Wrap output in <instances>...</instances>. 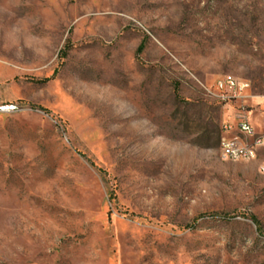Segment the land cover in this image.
Here are the masks:
<instances>
[{
  "label": "rangeland",
  "instance_id": "obj_1",
  "mask_svg": "<svg viewBox=\"0 0 264 264\" xmlns=\"http://www.w3.org/2000/svg\"><path fill=\"white\" fill-rule=\"evenodd\" d=\"M224 76L262 136L264 0H0V264H264Z\"/></svg>",
  "mask_w": 264,
  "mask_h": 264
},
{
  "label": "built area",
  "instance_id": "obj_2",
  "mask_svg": "<svg viewBox=\"0 0 264 264\" xmlns=\"http://www.w3.org/2000/svg\"><path fill=\"white\" fill-rule=\"evenodd\" d=\"M203 90L206 96L215 103L222 105L231 102L240 103V111L233 114L231 121L223 123L219 143L221 155H226V161L236 158V155L256 158V145L264 146V121L262 123L263 134L259 137L244 108L251 91V84L232 76H224L215 80L211 85L203 86ZM6 109L13 110L14 107ZM230 138H245V146L230 145Z\"/></svg>",
  "mask_w": 264,
  "mask_h": 264
},
{
  "label": "bare ground",
  "instance_id": "obj_3",
  "mask_svg": "<svg viewBox=\"0 0 264 264\" xmlns=\"http://www.w3.org/2000/svg\"><path fill=\"white\" fill-rule=\"evenodd\" d=\"M230 145H238V146H245V138L241 140L240 138H230ZM263 147V145H256V158L258 149ZM223 160H226V155H221ZM256 158L246 157L245 155H236V158H230V161L238 162V161H253ZM261 170L264 172V163L261 167Z\"/></svg>",
  "mask_w": 264,
  "mask_h": 264
},
{
  "label": "trees",
  "instance_id": "obj_4",
  "mask_svg": "<svg viewBox=\"0 0 264 264\" xmlns=\"http://www.w3.org/2000/svg\"><path fill=\"white\" fill-rule=\"evenodd\" d=\"M143 49H144V46L141 45V46L138 48V53L140 54V53L143 51ZM48 80H49V79H47V80H45V81H48ZM175 91L178 92L177 88H176Z\"/></svg>",
  "mask_w": 264,
  "mask_h": 264
}]
</instances>
